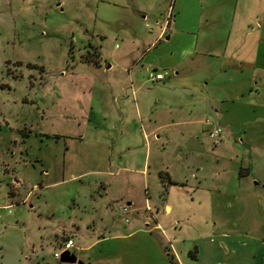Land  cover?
Masks as SVG:
<instances>
[{"label": "rangeland", "instance_id": "1", "mask_svg": "<svg viewBox=\"0 0 264 264\" xmlns=\"http://www.w3.org/2000/svg\"><path fill=\"white\" fill-rule=\"evenodd\" d=\"M178 2L0 0V264H77L62 263L53 255L70 236L69 250L86 261L87 254H98L97 246L89 247L95 236H109L138 222L136 212L121 211L120 195L141 201L148 187V193L164 203L167 185L157 171L167 165V132L158 130L159 137H149V166L142 175L122 166L141 163L146 151L143 140L130 152L113 155L102 144L105 135L91 115L105 80L115 75L116 69L103 68L105 63L120 58L127 62L121 54L131 51L143 56L134 63L156 65L148 45L159 25L176 14ZM92 58L100 61V68ZM158 69L163 72L158 66L151 72ZM146 85L159 98L156 110L167 114V89L160 82ZM230 110L242 116L233 120L235 125L247 120L246 126H251L244 138L252 135L264 142V132L255 130H264V96L243 109ZM263 162L260 155L257 164ZM118 167L114 176L96 172ZM259 171L264 177V168ZM125 174L145 176L146 185L130 180L121 184ZM100 177L106 182L111 178L108 194L117 200L99 201L104 195L97 182ZM185 205L189 218L180 219L182 213L167 214L161 208L155 213L163 226L173 228L175 217L176 224L188 225L184 253L190 237L209 239L214 233L208 203L188 197ZM91 219L94 227L86 224ZM158 257L157 253L156 264H161Z\"/></svg>", "mask_w": 264, "mask_h": 264}, {"label": "crops", "instance_id": "2", "mask_svg": "<svg viewBox=\"0 0 264 264\" xmlns=\"http://www.w3.org/2000/svg\"><path fill=\"white\" fill-rule=\"evenodd\" d=\"M148 46L153 67L134 63L143 56L131 51L121 54L127 62L120 58L104 64L106 71L116 69L115 75L105 80L91 116L111 154L130 152L143 140L141 163L122 166L142 175L149 166V137H159L158 130L167 132V165L157 171L167 196L161 205L148 187L141 201L120 195L121 208L139 214L138 222L109 236H95L89 247L97 246L98 254H87L83 264H156L157 253L161 264H264V177L259 171L264 162L257 164L264 142L252 135L244 138L251 126L247 120L235 125L233 120L242 116L230 110L264 96V0H179L176 14L159 25ZM95 65L100 68V61ZM156 66L163 69V78L152 81ZM149 81L167 89V114L156 110L159 98L150 94ZM207 120L223 127L218 143L207 134ZM118 169L96 172L114 176ZM110 179H98L104 190L99 201L117 200L108 194ZM128 180L138 185L146 177L120 178L121 184ZM188 197L208 203L214 233L208 240L190 237L184 253L188 225L176 224L175 217L173 228L163 226L155 213L161 208L189 218ZM86 224L94 227L92 219Z\"/></svg>", "mask_w": 264, "mask_h": 264}, {"label": "built area", "instance_id": "3", "mask_svg": "<svg viewBox=\"0 0 264 264\" xmlns=\"http://www.w3.org/2000/svg\"><path fill=\"white\" fill-rule=\"evenodd\" d=\"M161 78H163V74L161 72L153 73L150 76V79L152 81L158 80V79H161ZM207 124H209V128L207 130L208 136L212 139V141L214 143H218L219 140H220L221 132H222L221 126L219 124L211 123L209 120H207ZM121 211L123 213H126L127 207L126 206H122ZM60 246H61L60 250L53 253L54 257L57 258V259L59 258V255H60V253L63 250L69 249V248H71L73 246L72 237L70 236L67 239H65Z\"/></svg>", "mask_w": 264, "mask_h": 264}, {"label": "water", "instance_id": "4", "mask_svg": "<svg viewBox=\"0 0 264 264\" xmlns=\"http://www.w3.org/2000/svg\"><path fill=\"white\" fill-rule=\"evenodd\" d=\"M58 260L62 263H77V264H83V261L75 255V253L71 252L69 249L63 250Z\"/></svg>", "mask_w": 264, "mask_h": 264}, {"label": "trees", "instance_id": "5", "mask_svg": "<svg viewBox=\"0 0 264 264\" xmlns=\"http://www.w3.org/2000/svg\"><path fill=\"white\" fill-rule=\"evenodd\" d=\"M92 60H93V62L95 63V64H97L98 63V61L95 59V58H92ZM0 87H2V86H0ZM159 175H162L161 173H159Z\"/></svg>", "mask_w": 264, "mask_h": 264}]
</instances>
